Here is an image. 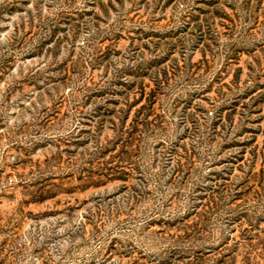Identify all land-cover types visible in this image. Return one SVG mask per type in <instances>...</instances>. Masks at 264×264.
<instances>
[{
	"label": "rangeland",
	"instance_id": "1",
	"mask_svg": "<svg viewBox=\"0 0 264 264\" xmlns=\"http://www.w3.org/2000/svg\"><path fill=\"white\" fill-rule=\"evenodd\" d=\"M0 264H264V0H0Z\"/></svg>",
	"mask_w": 264,
	"mask_h": 264
}]
</instances>
